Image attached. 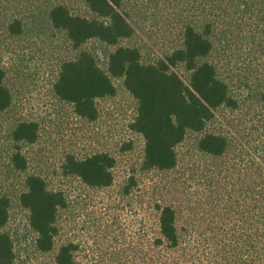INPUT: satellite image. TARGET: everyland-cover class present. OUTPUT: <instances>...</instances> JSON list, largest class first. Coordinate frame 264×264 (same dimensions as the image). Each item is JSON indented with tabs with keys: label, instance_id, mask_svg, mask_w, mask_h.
<instances>
[{
	"label": "rangeland",
	"instance_id": "rangeland-1",
	"mask_svg": "<svg viewBox=\"0 0 264 264\" xmlns=\"http://www.w3.org/2000/svg\"><path fill=\"white\" fill-rule=\"evenodd\" d=\"M58 3L92 16L84 0H0V66L6 69L13 95L12 105L0 113V197L11 200L5 229L14 239L17 264L52 263V254L36 251L28 211L18 200L26 177L39 173L50 188L62 189L69 197L61 213L63 239L80 246L82 264H145L157 225L153 198L194 209L197 191H203L207 179L225 176L222 186L233 189L239 179L257 176L264 167L262 0H124L122 11L136 32L120 44L140 48L146 62L181 47L186 24L211 23L215 49L209 59L236 101L234 107L217 109L209 124L211 132L227 138V154L215 158L203 153L197 135L190 133L177 146L179 163L172 171L143 169L145 138L132 127L138 101L124 78L114 79L115 95L97 100L99 116L94 121L79 116L56 95L60 62L79 52L49 20L50 8ZM17 20L22 21L21 31L12 32ZM85 47L95 49L106 67L107 45L93 40ZM175 70L188 82L190 72L184 66ZM22 121L38 123L35 143L14 140L12 132ZM17 149L27 161L24 170L14 166ZM97 152L116 159L111 187H87L77 176L64 175L68 154L84 158Z\"/></svg>",
	"mask_w": 264,
	"mask_h": 264
},
{
	"label": "trees",
	"instance_id": "trees-1",
	"mask_svg": "<svg viewBox=\"0 0 264 264\" xmlns=\"http://www.w3.org/2000/svg\"><path fill=\"white\" fill-rule=\"evenodd\" d=\"M84 1L92 16L75 13L62 3L54 4L49 11L52 26L64 31L79 51L60 62L53 85L56 95L72 104L79 116L94 121L99 116L97 100L115 95L114 79L124 78L127 89L138 101L132 127L145 138L144 170L176 169L177 146L190 133L197 135L200 151L215 158L224 157L229 142L225 136L211 132L209 124L217 109L224 105L234 107L236 101L229 83L209 59L215 49L211 23L205 27L186 24L181 47L146 62L140 48L120 44L136 32L122 11L124 0ZM262 5L264 24V0ZM21 24L17 20L10 29L20 32ZM93 40L109 47L106 67L99 62L95 49L83 48ZM262 44L264 51V40ZM180 65L190 72L188 82L175 70ZM6 78V69L0 66V113L13 102ZM38 132V123L22 121L12 136L16 142L35 143ZM12 160L19 170L26 169L27 161L19 149ZM115 165V157L108 152L84 158L68 154L63 173L77 176L87 187L103 189L113 185ZM258 171L257 176L249 174L246 179H239L233 189L222 186L225 176L207 179L203 191L197 188L200 193L194 209L172 202L162 204L153 198L157 225L144 263L264 264V167ZM18 200L28 211L29 225L36 235V251L52 254L51 264H82L78 258L80 246L63 239L61 213L69 204L67 193L50 188L43 175L31 173ZM10 209V198L0 197V264H17L14 239L5 229Z\"/></svg>",
	"mask_w": 264,
	"mask_h": 264
}]
</instances>
